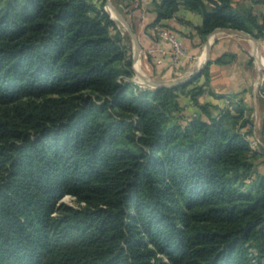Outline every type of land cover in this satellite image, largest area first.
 I'll return each mask as SVG.
<instances>
[{
    "label": "trees",
    "instance_id": "1",
    "mask_svg": "<svg viewBox=\"0 0 264 264\" xmlns=\"http://www.w3.org/2000/svg\"><path fill=\"white\" fill-rule=\"evenodd\" d=\"M98 1L0 0V264H264V154L245 109L214 116L197 85L202 115H180L200 76L136 84ZM239 1L155 0L156 23L185 6L204 41L264 38ZM63 196L81 207L56 208Z\"/></svg>",
    "mask_w": 264,
    "mask_h": 264
},
{
    "label": "crops",
    "instance_id": "2",
    "mask_svg": "<svg viewBox=\"0 0 264 264\" xmlns=\"http://www.w3.org/2000/svg\"><path fill=\"white\" fill-rule=\"evenodd\" d=\"M239 2L252 8L256 15L264 16V0ZM95 3L100 5L101 1L95 0ZM106 3L109 7L106 10L117 22L118 31L128 40L136 84L143 88H154L144 79L163 84L187 81L203 67L206 58H210L207 65L209 77L201 73L198 81L189 85L186 92H178L181 105L179 114L186 118L202 115L189 92L197 85H204L198 102L200 105L210 104L214 116L225 109L236 114V105H240L245 109V116L262 117L264 120V96L261 93L264 83V38L252 36V39L241 34L245 32L238 31L212 33L204 41L196 31L197 27L202 26L203 17L185 6H181L173 18L156 23L155 0H129L127 3L106 0ZM207 5L209 9L213 8L212 4ZM156 27L176 34L186 47L187 55L179 63L174 62L170 52L159 51L169 45L155 30ZM220 58H224L225 63H217ZM256 123L253 122L257 134L260 129Z\"/></svg>",
    "mask_w": 264,
    "mask_h": 264
},
{
    "label": "built area",
    "instance_id": "3",
    "mask_svg": "<svg viewBox=\"0 0 264 264\" xmlns=\"http://www.w3.org/2000/svg\"><path fill=\"white\" fill-rule=\"evenodd\" d=\"M155 30L159 31L164 41L169 45L168 48H162L159 51L162 53L170 52L173 56L174 62L179 63L180 59L187 55V49L179 37L174 33L162 30L160 27H156ZM251 146L257 151H260V148L264 147V128L262 129L260 137L256 134V131H254L253 138L251 139Z\"/></svg>",
    "mask_w": 264,
    "mask_h": 264
},
{
    "label": "rangeland",
    "instance_id": "4",
    "mask_svg": "<svg viewBox=\"0 0 264 264\" xmlns=\"http://www.w3.org/2000/svg\"><path fill=\"white\" fill-rule=\"evenodd\" d=\"M120 0H115V2H119ZM108 5H107V3L105 4V10H106V7H107ZM107 8H109V7H107ZM107 11V10H106ZM126 40V39H125ZM126 42H128V40H126ZM231 102V101H230ZM246 117H248L249 118V115L248 116H246ZM250 119H251V123H252V125H253V128H255V126H254V124H253V122H257L256 123V125H258L257 126V128H259L260 130H259V132H257V135H259V137L261 136V132H262V130L261 129H263L264 128V124H263V122H264V120H262V117H250ZM260 152H262L263 154H264V149L263 148H260ZM263 160H264V157H263ZM63 205H68V206H72V207H77V208H79V207H81V205L73 198V197H71V196H63V197H61L57 202H56V208H58V207H60V206H63ZM58 214V211H55V213H54V215H57Z\"/></svg>",
    "mask_w": 264,
    "mask_h": 264
},
{
    "label": "water",
    "instance_id": "5",
    "mask_svg": "<svg viewBox=\"0 0 264 264\" xmlns=\"http://www.w3.org/2000/svg\"><path fill=\"white\" fill-rule=\"evenodd\" d=\"M115 15L120 18L119 14L115 12ZM218 32H233V33H238L237 30H232V29H218L216 30L213 34L215 33H218ZM241 34H244L246 36H248L249 38H252L254 39L252 36H250L249 34H246V33H241ZM210 44V42H209ZM208 44V45H209ZM210 63V58H207V60L205 61V64L203 65L202 68L199 69V71L197 73H195L190 79H188L187 81H183V82H179V83H176V84H163V83H151L149 82L147 79H144V82L151 85L152 87L154 88H174V87H179V86H182V85H185L187 84L188 82L192 81L195 77H197L199 74L202 73V71L207 67V65Z\"/></svg>",
    "mask_w": 264,
    "mask_h": 264
},
{
    "label": "bare ground",
    "instance_id": "6",
    "mask_svg": "<svg viewBox=\"0 0 264 264\" xmlns=\"http://www.w3.org/2000/svg\"><path fill=\"white\" fill-rule=\"evenodd\" d=\"M203 57V56H202ZM203 59V58H202ZM207 59V58H206ZM204 60V59H203ZM202 61V60H201ZM205 61V60H204Z\"/></svg>",
    "mask_w": 264,
    "mask_h": 264
}]
</instances>
